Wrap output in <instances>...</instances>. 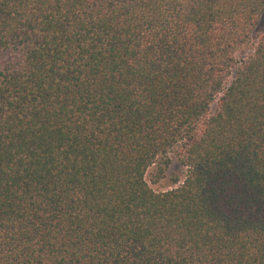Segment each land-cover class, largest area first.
I'll use <instances>...</instances> for the list:
<instances>
[{
	"label": "trees",
	"instance_id": "1",
	"mask_svg": "<svg viewBox=\"0 0 264 264\" xmlns=\"http://www.w3.org/2000/svg\"><path fill=\"white\" fill-rule=\"evenodd\" d=\"M263 14L0 0V264H264Z\"/></svg>",
	"mask_w": 264,
	"mask_h": 264
},
{
	"label": "rangeland",
	"instance_id": "2",
	"mask_svg": "<svg viewBox=\"0 0 264 264\" xmlns=\"http://www.w3.org/2000/svg\"><path fill=\"white\" fill-rule=\"evenodd\" d=\"M261 25H264V14H263V17H262V21H261ZM152 168L150 169V172H152ZM171 170H175L177 171V173H179L181 175V179H184V172H185V169H180L176 166V164H173L172 167H171ZM150 172L147 174V178L149 179V174ZM149 183L151 184V186L155 189H167V188H170L172 186H174L173 182H172V177H171V173L168 172V175L161 179L159 183H152L150 180H149Z\"/></svg>",
	"mask_w": 264,
	"mask_h": 264
}]
</instances>
